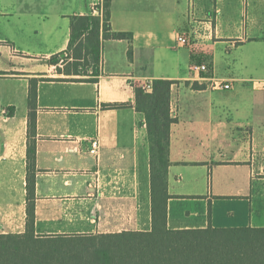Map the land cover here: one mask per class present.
I'll return each instance as SVG.
<instances>
[{"label": "crops", "instance_id": "obj_1", "mask_svg": "<svg viewBox=\"0 0 264 264\" xmlns=\"http://www.w3.org/2000/svg\"><path fill=\"white\" fill-rule=\"evenodd\" d=\"M101 3L0 0V234L25 231L33 79L37 235L151 229L150 148L134 104L155 80L173 82L167 227H264V90L251 84L264 80V0H111V30L132 38L102 40L96 82L42 80L59 77L33 62L65 51L71 17Z\"/></svg>", "mask_w": 264, "mask_h": 264}, {"label": "trees", "instance_id": "obj_2", "mask_svg": "<svg viewBox=\"0 0 264 264\" xmlns=\"http://www.w3.org/2000/svg\"><path fill=\"white\" fill-rule=\"evenodd\" d=\"M111 0L99 15L71 17L65 51L43 64L57 79L96 82L102 40H127L110 26ZM37 82L28 93L26 224L21 234H0V264H264V227L171 230L167 227V171L170 165V92L173 82L155 80L151 93L135 88V110L145 117L150 148L151 229L147 232L40 236L35 233V145ZM194 89L203 86L194 84Z\"/></svg>", "mask_w": 264, "mask_h": 264}, {"label": "built area", "instance_id": "obj_3", "mask_svg": "<svg viewBox=\"0 0 264 264\" xmlns=\"http://www.w3.org/2000/svg\"><path fill=\"white\" fill-rule=\"evenodd\" d=\"M191 6L193 5L192 2H190ZM97 10L95 9H91V14L96 15ZM177 44L180 45H191V39L189 38V36H186L184 33H179L177 34ZM190 71L192 73H199V74H208V68L206 65H193L190 68ZM211 83H212V87L213 88H219V89H223V90H228L231 88V85L229 83H222L221 81L217 80V79H210ZM252 87L256 90H264V80H252L251 81ZM138 88H141L144 92L146 93H151L152 91V83H146L143 85H139ZM99 140L97 137L93 138L90 140V147L88 150V153L92 156H94L95 158L98 157V153H99Z\"/></svg>", "mask_w": 264, "mask_h": 264}, {"label": "rangeland", "instance_id": "obj_4", "mask_svg": "<svg viewBox=\"0 0 264 264\" xmlns=\"http://www.w3.org/2000/svg\"><path fill=\"white\" fill-rule=\"evenodd\" d=\"M45 60H42V61H36V62H33L34 64H41L42 62H44ZM47 75H55V72H49Z\"/></svg>", "mask_w": 264, "mask_h": 264}]
</instances>
